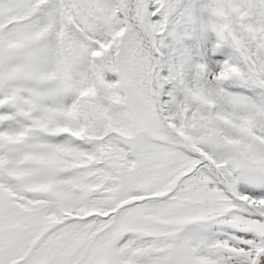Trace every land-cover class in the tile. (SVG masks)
Masks as SVG:
<instances>
[{
	"label": "snow or ice",
	"instance_id": "6c2138e0",
	"mask_svg": "<svg viewBox=\"0 0 264 264\" xmlns=\"http://www.w3.org/2000/svg\"><path fill=\"white\" fill-rule=\"evenodd\" d=\"M0 264H264V0H0Z\"/></svg>",
	"mask_w": 264,
	"mask_h": 264
}]
</instances>
